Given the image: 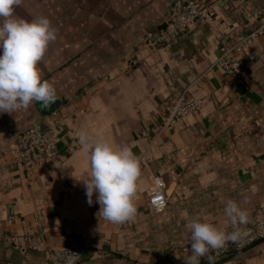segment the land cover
Instances as JSON below:
<instances>
[{
    "label": "crops",
    "instance_id": "obj_1",
    "mask_svg": "<svg viewBox=\"0 0 264 264\" xmlns=\"http://www.w3.org/2000/svg\"><path fill=\"white\" fill-rule=\"evenodd\" d=\"M174 1L55 0L57 39L40 67L56 102L0 113V157L53 111L62 121L54 129L59 156L43 166L14 168L11 185L0 190V264L41 262L51 247L82 244L92 233L93 246L77 264H157L173 251L191 254L190 221L226 231L232 225L223 211L228 200L247 211L248 221L264 204V35L254 42L253 59L237 53L239 78L214 65L236 35L261 24L264 0H210L204 25L153 50L150 34L165 26ZM43 3L38 0L39 11ZM14 14L33 15L22 4ZM187 89L189 97L204 99L202 107L158 136L165 103ZM81 132L93 142L128 146L138 160L148 152L132 220L107 222L95 195L87 203L82 181L89 157ZM156 173L167 184L160 213L147 203ZM212 264H264V240Z\"/></svg>",
    "mask_w": 264,
    "mask_h": 264
},
{
    "label": "clouds",
    "instance_id": "obj_2",
    "mask_svg": "<svg viewBox=\"0 0 264 264\" xmlns=\"http://www.w3.org/2000/svg\"><path fill=\"white\" fill-rule=\"evenodd\" d=\"M21 3L0 0V113L28 110L34 102L47 108L57 99L55 88L43 79L40 67L49 44L57 39V31L47 17H17L14 11ZM79 143L89 157L87 179L82 181L87 203L91 206L95 195V203L100 205L98 214L107 222L132 220L137 213L138 158L130 147H115L103 140L93 142L86 132L79 134ZM223 211L234 226L231 232L207 221L192 220L186 225L191 254L184 258V264H200L202 257L212 264L211 251L229 242L237 244L247 235L237 227L248 223L247 211L234 200H228ZM77 257L72 252L66 264H74Z\"/></svg>",
    "mask_w": 264,
    "mask_h": 264
},
{
    "label": "built area",
    "instance_id": "obj_3",
    "mask_svg": "<svg viewBox=\"0 0 264 264\" xmlns=\"http://www.w3.org/2000/svg\"><path fill=\"white\" fill-rule=\"evenodd\" d=\"M210 0H175L170 8V13L165 21V26L150 34L149 44L153 50L163 44L171 43L185 35L191 28L204 25L212 12ZM264 35V20L253 31L244 35H236L234 43L224 46L220 56L214 65L221 69L226 75L239 78L243 72L241 62L237 53L253 59V45L255 40ZM186 91L165 103L161 123L158 126L157 135L159 136L165 129L178 124L185 117L202 107L204 99L189 97ZM62 124L58 112L45 117L40 123L29 127L23 131L14 141L8 153L0 157V190H6L11 185V171L18 167L31 169L35 166H43L49 160L58 158L59 149L57 137L54 129ZM139 167L147 165L149 162L148 152L146 151L138 160ZM154 185L148 192L147 203L155 213L162 212L168 203L167 184L160 173L153 175ZM247 235L237 243H226L219 250L211 251L209 254L213 259H220L234 252L242 251L251 247L258 241L264 240V204L260 205L253 218L245 225H238ZM234 226L230 225L226 232L233 231ZM96 233L88 234L82 244L61 245L51 247L47 257L41 262L34 264H66V260L73 253L78 254L74 264H77L89 248L93 246ZM1 239V238H0ZM13 239V238H12ZM14 243L15 240H13ZM188 249H183V253L173 251L159 258L157 264H177L184 260ZM207 259L206 257H202Z\"/></svg>",
    "mask_w": 264,
    "mask_h": 264
},
{
    "label": "rangeland",
    "instance_id": "obj_4",
    "mask_svg": "<svg viewBox=\"0 0 264 264\" xmlns=\"http://www.w3.org/2000/svg\"><path fill=\"white\" fill-rule=\"evenodd\" d=\"M43 2L45 1V3H47L46 5H44V3L41 5L42 9L39 11L38 10V0H22V5L26 6L28 8V11H31L33 13L32 15V19L36 18V15L41 14L42 16L45 17V15H47V18L50 20L51 25L54 27V15L59 12V9H57V5L55 0H42ZM30 3V7L28 6ZM28 4V5H27ZM64 12H66V8L64 10ZM35 14V15H34Z\"/></svg>",
    "mask_w": 264,
    "mask_h": 264
},
{
    "label": "water",
    "instance_id": "obj_5",
    "mask_svg": "<svg viewBox=\"0 0 264 264\" xmlns=\"http://www.w3.org/2000/svg\"><path fill=\"white\" fill-rule=\"evenodd\" d=\"M164 27V26H163Z\"/></svg>",
    "mask_w": 264,
    "mask_h": 264
}]
</instances>
